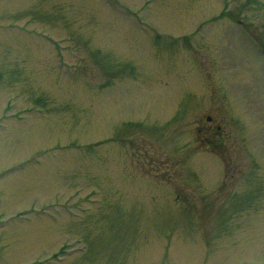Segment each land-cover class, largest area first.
Returning a JSON list of instances; mask_svg holds the SVG:
<instances>
[{
	"label": "rangeland",
	"instance_id": "obj_1",
	"mask_svg": "<svg viewBox=\"0 0 264 264\" xmlns=\"http://www.w3.org/2000/svg\"><path fill=\"white\" fill-rule=\"evenodd\" d=\"M263 49L264 0H0V264H264Z\"/></svg>",
	"mask_w": 264,
	"mask_h": 264
}]
</instances>
